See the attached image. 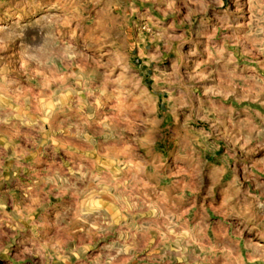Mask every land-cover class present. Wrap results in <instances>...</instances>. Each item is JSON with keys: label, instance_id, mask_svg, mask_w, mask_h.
<instances>
[{"label": "rangeland", "instance_id": "374dc122", "mask_svg": "<svg viewBox=\"0 0 264 264\" xmlns=\"http://www.w3.org/2000/svg\"><path fill=\"white\" fill-rule=\"evenodd\" d=\"M242 5L243 0H0V86L10 84L9 93L19 89L21 100L39 93L32 103L47 113L37 119L26 106L23 125L0 123V162L21 165L0 188L17 194L15 201L4 198L0 208V242L16 236L10 257L31 247L19 242L33 226L41 255L23 253L22 264H72L75 257L63 248L87 245L79 233L63 243L68 233L55 227L58 198L33 212L31 222L19 221L28 210L17 181L37 179L42 167L34 164L29 173L24 162L54 153L50 164L100 169L102 180L128 189L126 203L107 199L113 235L93 264H202L206 246L220 256L217 264H237L236 257L243 264H264V237L228 239L222 235L227 229L214 228L207 215L193 220L183 207L192 194L183 177L188 171L203 175L220 202L238 187L237 172L245 167L264 178V55L256 54L264 33L248 35L247 27L237 26ZM69 7H77L71 46L59 39L63 32L66 40L70 29L55 19ZM101 112L109 119H98ZM5 117L0 105V121ZM97 137L105 141L102 147ZM256 189L252 195L259 197L264 182ZM86 203L91 209L102 201L89 195ZM255 207L264 213V199Z\"/></svg>", "mask_w": 264, "mask_h": 264}, {"label": "clouds", "instance_id": "9594fccd", "mask_svg": "<svg viewBox=\"0 0 264 264\" xmlns=\"http://www.w3.org/2000/svg\"><path fill=\"white\" fill-rule=\"evenodd\" d=\"M57 6V4L52 5L54 8ZM230 8H234V5H230ZM240 11L241 15L236 21L238 27H247L249 29L248 35L256 33L257 30L259 33H264V26H261L264 25V0H243ZM76 12L77 7H69L62 17L55 16V19L62 24L64 29H70L66 40L61 39L65 35L63 32L59 37L61 43L67 42L69 46L75 44L76 31L72 27V22L77 19ZM254 24L257 27L254 28ZM256 54L264 55V47L258 49ZM261 67H264V62H261ZM9 88L10 84L0 86V89H2L0 105L6 112L5 119L0 123L11 124L12 127H17V122L19 125H23V112L26 106L34 109V115L37 119L47 115L42 106L32 103V101L38 99L39 93L21 100L20 96L15 94V92H19V89L9 93ZM14 103L17 105L15 108L12 107ZM9 109L11 111H8ZM99 116H103L105 120L109 119L102 112L99 113L98 119ZM113 118L126 119V115L116 114ZM97 142L100 147L105 143L100 137H97ZM5 143L7 144L8 141L5 140ZM260 144L264 145V142H260ZM7 159L11 161L14 157L9 156ZM50 161H56L54 153H50L46 160L35 159L24 162L23 168L27 169L29 173H31L34 164L37 167H42L41 175L37 179H32L29 175L27 184H21L17 181L16 189L20 190L22 198L26 200L28 210L27 215H19V221L24 224L31 222L33 212L47 204L50 198H58L56 208L60 215L59 222L55 224V227L58 232L68 233V239L63 243H69L73 233H79L87 241V245L82 244L76 248L65 247L62 251L75 257L72 264H93L94 258L97 261L99 259L97 253L108 246L109 238L113 235L111 226L114 221L105 216V212L112 208V204L107 203V199L110 198L114 203H119L122 200L126 203L123 193L128 189L118 181L102 180L100 169L81 166V168L72 171L66 165H59L58 162L50 164ZM73 167L76 166L73 165ZM18 168H21L18 162L9 163L7 167L0 162V188H2L4 182L16 178ZM44 168L48 170L47 178L43 174ZM5 172H10V175H5ZM183 177L187 178L186 187L192 193L185 198L183 207L185 212L192 213L193 220L202 215H207L209 223L214 228L227 229L222 235L231 240H237L245 234L251 238L256 235L264 237V213L257 211L255 207L258 198L264 199V192H260L259 197L252 195L257 191L256 184L264 182V178L253 176L245 167L243 171L237 172L238 187L223 202H220L208 188V183L205 182L203 175H199L193 170L186 172ZM16 195L15 189L0 191V208L4 207V198H11L15 201ZM89 195L102 201L99 208L90 209L87 206L86 201ZM121 210L127 211L123 206ZM211 217H216V219L213 220ZM17 227H20V225L18 224ZM20 231L23 232L24 229L20 228ZM38 236L39 233L36 232L35 226H33L31 235L26 236L19 242L22 246L29 244L31 247L23 246L19 258H12L8 255V250L17 242L15 235L10 237L6 245L0 242V260L8 261V264H22L23 253L41 255L40 249L42 246L39 245ZM102 241L103 243H101ZM89 247L93 248L94 251L89 252ZM121 251H125V249H121ZM201 251L203 253L202 264H217L220 256L217 255L213 246H206ZM220 251L223 252L224 249H220ZM117 255H119V252ZM228 255L231 256V253L229 252ZM233 259L237 260V264H243V261L238 257ZM35 264H39V262L37 261ZM221 264H229V261L222 260Z\"/></svg>", "mask_w": 264, "mask_h": 264}, {"label": "bare ground", "instance_id": "6f19581e", "mask_svg": "<svg viewBox=\"0 0 264 264\" xmlns=\"http://www.w3.org/2000/svg\"><path fill=\"white\" fill-rule=\"evenodd\" d=\"M107 106V105H106Z\"/></svg>", "mask_w": 264, "mask_h": 264}]
</instances>
